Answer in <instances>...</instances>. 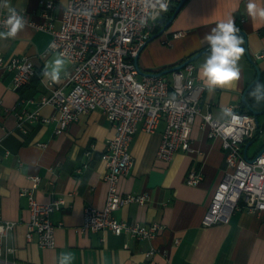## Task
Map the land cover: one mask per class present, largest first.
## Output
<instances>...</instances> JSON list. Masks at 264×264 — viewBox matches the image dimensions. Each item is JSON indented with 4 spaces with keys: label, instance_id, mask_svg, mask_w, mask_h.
Returning a JSON list of instances; mask_svg holds the SVG:
<instances>
[{
    "label": "crops",
    "instance_id": "crops-1",
    "mask_svg": "<svg viewBox=\"0 0 264 264\" xmlns=\"http://www.w3.org/2000/svg\"><path fill=\"white\" fill-rule=\"evenodd\" d=\"M41 1L0 0V9L24 10L28 18L43 21ZM67 1L55 0L57 15ZM253 2L264 7V0ZM248 3L249 0H187L163 35L149 40L142 48L141 69L154 71L180 63L208 46L205 37L218 23L231 18L247 34L250 54L263 76L259 84L264 85V19L250 16ZM177 31H183L182 35L175 37ZM51 38L49 32L28 24L14 38H0L4 57L27 55L37 68V74L19 89L12 87V73L0 70V215L18 221L9 237L10 244L16 247L9 259L15 264H59L61 254L71 253L74 258L70 264H264V212L242 209L234 212L228 222L210 226L202 223L227 163L221 139L209 136V127L202 124L200 115L191 132L193 150L178 152L169 161L157 157L164 122L152 133L139 129L131 142L134 163L120 178L118 188L122 194L146 192L149 198L143 204L123 205L114 214L130 222H159L161 229L153 238L138 240L127 233L116 235L109 229L78 230L86 207L105 205L108 169L101 157L115 130L109 118L94 109L81 113L63 132L55 131L56 108L50 103L40 106L38 103L50 95L44 77L49 76L46 73L51 71L54 61L59 58L64 62L55 79L57 84L65 81L69 64L57 52L44 56ZM243 44L244 39L240 45L244 48ZM209 53L210 50L193 61L199 108L225 118L229 107L245 109L241 93L254 79L255 67L246 58L244 49L237 65L239 79L209 91L199 74ZM31 97L32 103H20ZM23 107L39 108L40 118L24 120L19 126L17 113ZM51 116L50 122L44 121ZM261 124L244 147L250 159L264 149V140L259 148L253 149V142L262 132L264 137V114ZM85 162L88 166L81 173L76 172ZM191 169L202 175L198 184L185 181ZM35 176L40 179L34 184ZM26 188L41 203L56 197L65 199L62 209L51 214L57 225L53 247L43 248L36 239L26 241L30 210L28 197L21 194ZM150 249L155 252L147 256Z\"/></svg>",
    "mask_w": 264,
    "mask_h": 264
},
{
    "label": "built area",
    "instance_id": "built-area-1",
    "mask_svg": "<svg viewBox=\"0 0 264 264\" xmlns=\"http://www.w3.org/2000/svg\"><path fill=\"white\" fill-rule=\"evenodd\" d=\"M43 21L28 18L24 10H15L36 30L47 31L52 38L44 56L56 53L66 59L69 71L65 81L57 84L50 76L44 77L51 92L39 104H52L58 112L57 133L63 132L81 113L101 110L111 121L115 133L107 144L101 158L107 166L105 179L108 191L103 207L88 206L78 228L81 232L111 230L116 235L129 234L135 239L153 238L161 229L159 222L142 224L118 219L114 212L131 202L145 203L148 193H124L119 191L120 178L129 172L134 159L131 142L141 129L154 132L160 122L165 128L157 157L171 160L181 151L193 150L191 132L196 117L209 127L210 137H219L225 152L227 169L219 182L202 223L210 226L228 222L234 212L246 209L264 212V149L252 159L244 151L247 140L258 129L255 116L246 110L229 107L225 118H217L209 110L201 111L195 84V65L189 63L178 72L163 75H141L135 57L146 41L156 33L160 16L169 13L174 0H68L57 15L55 0H43ZM166 3V10L161 8ZM10 15L0 9V30ZM183 31L174 33L181 36ZM261 55H257L260 57ZM0 70L12 73V87L19 89L37 74L34 62L27 55L4 57L0 52ZM34 100L22 99L28 104ZM38 106V107H39ZM18 125L24 120L40 118L39 108L25 107L17 113ZM53 116L44 118L50 122ZM44 146L43 143L40 144ZM86 154L89 156L91 151ZM88 166L85 162L76 172ZM40 179L33 177L34 184ZM202 175L191 169L186 183L198 184ZM29 201L30 219L26 223V241L37 240L43 247L55 245L56 223L51 218L54 211L61 210L64 197H56L47 203L39 202L32 190L22 189ZM16 220L0 215V261L15 264L9 255L16 247L9 237ZM147 251V256L154 253Z\"/></svg>",
    "mask_w": 264,
    "mask_h": 264
},
{
    "label": "clouds",
    "instance_id": "clouds-1",
    "mask_svg": "<svg viewBox=\"0 0 264 264\" xmlns=\"http://www.w3.org/2000/svg\"><path fill=\"white\" fill-rule=\"evenodd\" d=\"M160 6L164 10L167 8L166 3L163 2ZM247 9L250 16L264 19V7H258L253 0H249ZM24 23L23 18L17 15L15 10L10 9V15L3 24L7 31L0 32V38H14L18 31L23 29ZM239 31V28L235 26L234 19L230 18L225 22L218 23L205 37L210 45V53L207 54L199 74L204 86L209 91H214L217 86H225L239 79L240 72L237 65L244 52V48L240 46L243 43V38L237 35ZM63 63L62 59L57 58L51 65V71L46 75L51 76L54 80L58 79ZM261 89H264V85L258 83L250 93L257 102L261 100L257 95ZM225 114L231 115L228 110H225ZM73 258L71 253L61 254L59 264H70Z\"/></svg>",
    "mask_w": 264,
    "mask_h": 264
},
{
    "label": "water",
    "instance_id": "water-1",
    "mask_svg": "<svg viewBox=\"0 0 264 264\" xmlns=\"http://www.w3.org/2000/svg\"><path fill=\"white\" fill-rule=\"evenodd\" d=\"M187 0H179L177 2V4L175 5L174 11L173 13L168 17L166 23L164 24V26L155 34H152L151 38H149L147 42H149V40H152L160 35H163V33L170 27V25L172 24L173 20L175 19V17L177 16V14L180 12L181 8L183 7V5L185 4ZM240 31L237 33L238 36H242L244 39V49H245V53H246V58L249 60V62L255 67V72L256 75L254 77V79L249 82L247 84V86L245 87V89L242 91L241 93V100L242 102L247 106L248 111L250 113H252L255 118H256V123L259 126L260 124V120H259V116L264 114V108L263 109H258L255 108L251 105L249 99L247 98V94L248 92L251 90V88L260 80L261 78V69L259 67V65L257 64V62L254 60V58H252V55L250 54L249 48H248V37L247 34L245 33V31H243L242 29H239ZM146 43L139 48V52L137 54V56L135 57V64L139 70V73L141 75H163V74H169L172 73L174 71H179L181 68H183L185 65L192 63L194 61V59L198 58L200 55L204 54L205 52L210 50V45L203 47V49L199 50L198 52H196L195 54L189 56L188 58L182 60L180 63H177L171 67H167L164 68L158 72H151L150 71H144L143 69H141L140 65H139V55L140 52L142 51V48H144V46L146 45ZM246 155V148L243 151ZM254 160V159H252Z\"/></svg>",
    "mask_w": 264,
    "mask_h": 264
},
{
    "label": "trees",
    "instance_id": "trees-1",
    "mask_svg": "<svg viewBox=\"0 0 264 264\" xmlns=\"http://www.w3.org/2000/svg\"><path fill=\"white\" fill-rule=\"evenodd\" d=\"M178 1H179V0H174L172 6L170 7V11H169V13L160 16V18H159L158 21H157V29H156V32H158V31L164 26V24L166 23L168 17L173 13L174 8H175V5L177 4ZM160 70H162V69L154 70L153 72H158V71H160ZM151 72H152V71H150V73H151ZM263 74H264V73H262V75H263ZM262 77H263V76H262ZM262 77H261V79H260V80H259V81H258V82H257L252 88H251V90H250L249 93H248V97H247V98L249 99L251 105H252L253 107H255V108H258V109H263V108H264V90H262V91H260L259 93H257V95L261 98L260 102H257L256 99H255L252 95H250V93H251L252 90L255 88V86H256L258 83H260V82L262 81ZM243 108H245V109H243V110L248 111V109H246V106H245V105H243ZM248 112H249V111H248Z\"/></svg>",
    "mask_w": 264,
    "mask_h": 264
},
{
    "label": "rangeland",
    "instance_id": "rangeland-1",
    "mask_svg": "<svg viewBox=\"0 0 264 264\" xmlns=\"http://www.w3.org/2000/svg\"><path fill=\"white\" fill-rule=\"evenodd\" d=\"M260 124L263 122V115H260ZM261 126H262V124H261ZM263 134V132L261 133V135ZM260 135V137H257L256 138V140L253 142V149L254 150H256L257 148H259L260 147V145L262 144V142H263V140H264V137H262ZM250 153H252V152H250Z\"/></svg>",
    "mask_w": 264,
    "mask_h": 264
}]
</instances>
